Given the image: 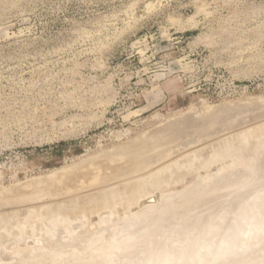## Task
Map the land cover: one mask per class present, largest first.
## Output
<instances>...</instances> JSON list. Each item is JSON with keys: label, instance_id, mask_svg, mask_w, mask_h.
Returning <instances> with one entry per match:
<instances>
[{"label": "rangeland", "instance_id": "374dc122", "mask_svg": "<svg viewBox=\"0 0 264 264\" xmlns=\"http://www.w3.org/2000/svg\"><path fill=\"white\" fill-rule=\"evenodd\" d=\"M263 102L264 0H0V264H57V258L60 264H141L136 257L118 258L127 247L124 232L135 227L139 235L201 207L186 223L190 231L199 223L194 237L208 232L229 246L253 223L262 228ZM169 119L191 128L180 138L177 126L184 124L170 125L179 137L156 153L172 156L158 154L162 159L132 178L117 176L114 168H130V154L173 136L164 128L154 136ZM200 127L220 129L212 134ZM228 138L235 143L220 146L231 152L227 156L218 147ZM118 147L125 158L116 155ZM195 151L198 160L191 159ZM251 158L245 168L220 175ZM194 159L197 169L188 164ZM178 160L182 166L173 165ZM169 161L181 167H172L179 174L191 167L177 176ZM161 168L172 181L165 173L163 184L127 208L115 201L84 219H68L69 225L59 219L57 212L71 201L115 187L123 191ZM95 176L105 184L100 179L89 188ZM61 178H69L62 191L55 189ZM17 217H36L46 226L8 228ZM27 247L38 257L22 258ZM245 254L224 262L264 264L263 250L250 259ZM161 256L159 264L171 262L169 254ZM191 261L213 264L202 256ZM174 262L182 264L181 258Z\"/></svg>", "mask_w": 264, "mask_h": 264}, {"label": "bare ground", "instance_id": "6f19581e", "mask_svg": "<svg viewBox=\"0 0 264 264\" xmlns=\"http://www.w3.org/2000/svg\"><path fill=\"white\" fill-rule=\"evenodd\" d=\"M263 99V98H262ZM257 100H259V99H257ZM261 100H259L258 102H259V104L262 102H260ZM264 103V102H263ZM262 103V104H263ZM258 104V103H257ZM251 105V104H250ZM213 109H215V108H213ZM217 111H218V109H217ZM214 112H216L215 110H214ZM213 112V114H211L212 116H210V115H208V116H210V117H213L214 116V113ZM211 113V111L209 112V114ZM220 113V112H219ZM216 115H217V113H216ZM206 116V115H205ZM208 116L206 117V118H208ZM189 117V116H188ZM187 116H186V119L184 120V123H186V120H187V118H188ZM217 117V116H216ZM182 119V118H181ZM190 119V118H189ZM209 119V118H208ZM183 120V119H182ZM182 120H180L179 121V123L180 124H184L183 122H182ZM168 121V120H167ZM169 121H170V119H169ZM178 120H176V122H177ZM194 121H196V120H194ZM173 122L175 123V121L173 120V121H170V122H168L167 124L165 123L164 124V126L162 125V127H161V125H160V127L161 128H159V129H157L156 131H154L153 133H154V136H156L155 134H158V132H160L161 130H163V128L166 130V131H168L169 129V131H171L172 129H174V128H170L171 126L170 125H175V124H178L179 125V123L177 122V123H175V124H173ZM191 123V122H193V120L191 121V120H188V122L187 123ZM195 123V122H194ZM191 125H192V123H191ZM184 127L182 128L181 127V125H179V126H177L178 128L177 129H179V130H181V133H178V135L180 136V135H184L185 133H187V131L188 130H190V129H188V130H186L185 129V124L183 125ZM187 126V125H186ZM167 127V128H166ZM169 127V128H168ZM174 127V126H173ZM179 127H181L182 129H184V130H182V129H180ZM201 128V127H200ZM217 128V127H216ZM222 129H224L223 127H221ZM176 129V128H175ZM174 129V130H175ZM202 129V132L204 133L205 131H207V133L209 132V131H211V133L212 134H214V133H216L217 132V129H220V127L219 128H217V129H214V127H213V130L214 131H212V129L210 130V129H207V128H205V130L203 131V129L204 128H201ZM201 129H199V128H197L194 132L195 133H197V134H199L198 132H200L201 131ZM226 129V128H225ZM174 130H172L171 132H173ZM183 131L185 132L184 134H183ZM198 131V132H197ZM222 131V130H221ZM163 132H165V131H163ZM190 132V131H189ZM194 132H192V135H194L195 136V133ZM218 132H220V130H218ZM161 133H162V131H161ZM160 133V134H161ZM203 133H202V136H199L201 139H202V137H203ZM207 133H206V135L204 136V137H211V136H207ZM210 133V135H212ZM151 134H152V132H151ZM200 134H201V132H200ZM199 134V135H200ZM216 134H218V133H216ZM159 135V134H158ZM171 135V136H170ZM170 138H168V137H166V139H168L167 141H166V139H164V137L161 139L162 141H160V142H158L157 143V145H154L153 146V148L152 147H147V149L146 150H143V154L142 153H138V154H130V158H131V160H130V162L128 163H126V164H130V165H128L130 168L126 171V166L125 167H123V166H119L118 168L116 167V168H114L113 170H115V169H117L116 171H117V176H119L120 178L121 177H130V178H132L131 176H133L134 174H138V173H140L141 174V172L142 171H144V170H150L151 168H152V164L154 163V162H158L159 161V159H162V157L164 158V157H169V155H168V153H170V152H168L167 151V155H166V153L164 154L163 152H160V154L159 153H156V152H158V150L160 149V150H166V149H164V147H165V145L167 146V144H170L171 142H172V140H175L176 139V137H179V136H177V131H174L173 132V136H172V133H170ZM186 135V134H185ZM184 135V136H185ZM209 135V134H208ZM175 137V138H174ZM196 137L198 138V135H196ZM180 138H181V136H180ZM200 138H199V140H200ZM233 140L232 141H235L234 140V138H235V136L234 137H231ZM184 139V138H183ZM193 140H195V139H193ZM225 140V139H224ZM231 140V139H230ZM229 140V138H228V140H226V141H224L223 142V144H219V147L218 148H221L220 146H222V148L223 149H225L226 147V145H228L226 142H228L229 143V146L231 147L235 142H232V141H230ZM166 141V142H165ZM168 141H171L170 143H168ZM142 142V141H141ZM152 142H153V140H152ZM164 142L166 143V144H164ZM220 142H222V140L220 141ZM230 142L232 143V145L230 144ZM138 143H139V141H138ZM154 143H156V142H154ZM219 143V142H218ZM217 143V144H218ZM226 143V144H225ZM216 143H214V145H215ZM216 144V145H217ZM225 145V146H224ZM128 146H130V145H128ZM180 146V145H179ZM182 146V145H181ZM218 146V145H217ZM123 147H125V146H123ZM127 147V146H126ZM210 147H212V145H210ZM210 147H207V148H210ZM165 148H167V147H165ZM207 148H205V149H207ZM220 149L219 151L221 152L223 149ZM229 147L227 146V149H228ZM210 149H212V148H210ZM226 149V150H227ZM230 149V148H229ZM117 154L116 155H118V157L120 156V155H125L124 154V152L125 151H123V148H120V147H118L117 148ZM168 150V149H167ZM172 149H169V151H171ZM177 150V149H176ZM203 150V152H204V154L206 155V158L209 160V158L207 157V155L209 154L208 152L209 151H211V150H206V151H204V149H202ZM202 150H201V152L200 151H198V156H199V152H200V157L197 159V158H195L196 156H197V152L195 151V153L194 152H192V153H194V154H196V155H194V156H192L193 154L191 153L190 155H191V159L192 158H195V159H197L198 160V162L200 161V158L202 157L203 158V152H202ZM135 151V150H134ZM214 151V150H213ZM219 151L218 150H216V146H215V155L219 158V156L221 155V153H219ZM225 150H223L222 151V154H223V152H224ZM129 152V151H128ZM153 152V153H152ZM155 152V153H154ZM172 152V151H171ZM208 153V154H206V153ZM216 152H217V154H216ZM114 153V152H113ZM161 153H162V157L160 158L159 156H158V154L161 156ZM184 153V152H183ZM211 153L213 154L212 156H213V158L212 157H210V159L212 158V162L213 161H215V160H213L214 159V157H215V155H214V153L211 151ZM227 154V156H228V154L229 153H231V152H229L228 153V151H225L224 152V154ZM147 154H154V156L153 157H151V158H149L148 157V155ZM223 154V155H224ZM107 155H109V154H107ZM115 155V156H116ZM122 155V157L123 158H125V156H123ZM165 155V156H164ZM170 155H171V153H170ZM204 155V156H205ZM230 155V154H229ZM111 156V155H110ZM129 156V155H128ZM149 156H151V155H149ZM172 156V155H171ZM183 156V155H182ZM189 157V156H188ZM221 157V156H220ZM223 157H225V156H223ZM222 157V159H224ZM190 158V157H189ZM205 158V157H204ZM217 158V159H218ZM109 159V158H108ZM185 159H188L187 157L185 158ZM195 159H194V161L193 160H191V161H189L188 162V164L191 162V166H192V168L194 167L193 165H195L196 163H194L195 162ZM206 159V160H207ZM220 159V158H219ZM218 159V160H219ZM126 160H128V159H126ZM205 160V161H206ZM221 160V159H220ZM123 161V160H122ZM182 161V160H181ZM180 161V163H181V165L180 164H178L179 163V160L178 161H175V163H173V165H175L176 163V165H179V166H182V162ZM185 161H187V160H185ZM184 160H183V164H184V162H185ZM167 162V161H166ZM170 162V161H169ZM172 162V161H171ZM170 162V163H171ZM192 162L194 163L193 165H192ZM197 162V161H196ZM201 162V161H200ZM203 162H204V160H203ZM208 164H210V162H208V161H206ZM217 161H215V163H216ZM186 163V162H185ZM207 163L205 164V162H204V164L205 165H207ZM214 163V162H213ZM122 164V163H121ZM166 164V163H165ZM187 163H186V165H188ZM198 164V163H197ZM203 164V163H202ZM203 164V166L202 167H205V165ZM168 165V164H167ZM171 165H172V163H171ZM171 166V169L169 168V167H165V168H163V170L164 169H167V168H169L170 169V171H171V173L173 172H175V173H177V174H179L178 172H176V170L177 171H179L180 169H181V167H180V169L178 170L177 169V166H176V168L174 167V166ZM186 165H183V166H186ZM189 165V166H190ZM164 166V165H163ZM170 166V165H169ZM189 166H188V168H187V166L186 167H183L182 168V172L184 171H186L187 169H189ZM190 166V167H191ZM199 166H200V164H199ZM209 166V165H208ZM149 167H151L150 169H149ZM162 167V166H161ZM172 167H174V168H172ZM197 167L198 166H196V167H194V169H197ZM110 168V167H109ZM185 168H187V169H185ZM192 168H190L191 170H190V172H194V170L192 171ZM169 169H167L168 171H169ZM199 169V168H198ZM161 170H162V168L160 169V172L159 171H157L156 173H153V174H150V173H152V171L151 172H149V174L145 177H143L142 179H144V181H140V182H138V180L137 179H135V181L137 180V182L136 183H132L130 186H124V188L123 189H125V190H123V191H119L118 189H119V187H115V188H113V189H111V190H109V189H106V190H109V191H106V190H104V191H101V192H96V193H93L92 192V194H86L85 196H82V197H79L78 199H76V200H73V201H71L72 203H70V205L69 206H67L66 208H64V209H60L58 212H57V214H59V219H63V217H65V218H67V220L64 218L63 220H65V222L67 221L68 222V219H71L72 221L74 220V219H77L78 218V220H79V218H80V220L81 219H84L83 217H87V215L89 214V213H94L95 214V212H98V211H100L101 209H103L104 207L105 208H107V207H109V205L110 206H112L113 204H115V201H118V202H120L122 205H124V206H126V208H127V206L128 205H130V204H132L131 202V200L133 199V200H136V198H138V196H139V198H141V196H143V195H149L150 193L149 192H151L152 190H155V189H157L156 188V186H159L160 184H163V182H164V179H166V178H162V175H164L165 173H166V170H165V172L163 173H161ZM115 171V172H116ZM124 171H125V173H124ZM168 171H167V173L166 174H168ZM113 172V174H115V172L114 171H112ZM111 172V173H112ZM159 172V175H160V173H161V175L159 176L157 173ZM180 172V171H179ZM181 172V173H182ZM189 171H187V173H190ZM75 173V172H74ZM110 173V174H111ZM145 173V172H144ZM171 173H169L168 175H166L167 176V179L165 180V181H167L169 178L171 179V177H172V174ZM174 173V174H175ZM179 174V175H177V176H180V175H185L186 173H184V174ZM113 174H111V175H113ZM171 174V175H170ZM173 174V176L175 177L176 175H174ZM116 175V174H115ZM114 175V176H115ZM145 175V174H144ZM159 177H158V176ZM77 176V175H76ZM75 176V177H76ZM113 176V178L115 179V177ZM165 175L163 176V177H166ZM171 176V177H170ZM98 177L99 176H95V178L93 177V179H92V181H90L89 183H90V186H89V188H91V186L92 185H98V183H100L101 181L102 182H104V180H102L101 178H99L98 179ZM142 177V176H141ZM161 177V178H160ZM73 178V177H72ZM106 178H107V176H106ZM112 178V179H113ZM120 178H118V179H120ZM139 178H140V176H139ZM173 178V177H172ZM65 179V178H64ZM67 179H69V178H67ZM67 179H65V180H67ZM80 179V178H79ZM100 179H101V181H100ZM116 179H117V177H116ZM160 179L162 180L161 182H160ZM169 179V180H170ZM61 180H62V178H61ZM65 180H62V181H60V180H58V181H60V182H56L57 184H56V186H55V189L57 188H59V187H63L64 188V186L63 185H65L66 183H67V181H65ZM77 180V179H76ZM130 180V179H129ZM168 180V181H169ZM174 180H175V178L173 179V182H174ZM176 180H177V178H176ZM175 180V181H176ZM184 180V179H183ZM105 181H108V179H106ZM111 181V180H110ZM114 181V180H113ZM132 180H130V182H131ZM170 181H172V180H170ZM66 182V183H65ZM109 182V181H108ZM65 183V184H64ZM172 183V182H171ZM92 184V185H91ZM102 184H105V182L104 183H102ZM101 184V185H102ZM167 184H169V183H167ZM166 183H164V185L166 186L167 185ZM110 185V184H109ZM123 185V184H122ZM66 186V185H65ZM88 186V185H87ZM87 186H84V187H87ZM93 187V186H92ZM153 187H155V189L153 188ZM162 187H164L163 185H162ZM62 188V190H64ZM80 188V187H79ZM159 188H161V186L159 187ZM82 189V188H81ZM152 189V190H151ZM59 190H61L60 188H59ZM61 190V191H62ZM75 190V189H74ZM18 191V190H17ZM68 191V190H67ZM70 191V190H69ZM80 191V190H79ZM109 192H111V194L110 195H112L111 197H109L108 196V193ZM70 193V192H69ZM71 193H73V192H71ZM148 193V194H147ZM40 194V193H39ZM75 194V193H74ZM152 194V193H151ZM72 195V194H71ZM145 196H144V198H142V199H145ZM24 197V196H23ZM26 197V196H25ZM109 197V198H108ZM149 197V196H148ZM7 199V198H6ZM5 199V200H6ZM14 199V198H13ZM165 199V198H164ZM16 200V199H15ZM3 201V200H2ZM7 201V200H6ZM137 202H138V199L136 200ZM134 202V201H133ZM136 203V202H135ZM142 203V202H141ZM112 204V205H111ZM133 205V204H132ZM131 205V206H132ZM135 205V204H134ZM69 207H71L72 209L71 210H69L68 208ZM130 207V206H129ZM116 210V209H115ZM44 211V210H43ZM49 212V211H48ZM41 214L42 215H47L48 216V214L49 213H47V212H41ZM130 214V213H129ZM61 216H63L62 218H61ZM90 216H91V214H90ZM14 218V217H13ZM6 219H8V218H6ZM24 219V218H23ZM23 219H19V217H17V218H15V219H10V220H12V225L9 227L8 226V228H11V227H17V228H20L22 231H24V232H28L29 230H34V229H37V228H44L45 226H46V223H45V221H42L41 219H37L36 217H33V218H27V219H25V220H23ZM10 220H8L9 221V223L11 222ZM70 220V221H71ZM114 221V220H113ZM89 222V221H88ZM115 222V221H114ZM253 224H255V223H253ZM68 225H69V222H68ZM67 226V225H66ZM65 226V227H66ZM115 226V225H114ZM83 227V226H82ZM250 232V230H247L246 231V233H249ZM9 233V232H8ZM248 234H244V237H246ZM30 246V245H29ZM30 248V247H29ZM263 251H264V249H263ZM22 254V253H21ZM163 254V253H162ZM38 255H39V253L37 254L36 253V251H33L32 249H28V247H27V249H25L24 250V252H23V256H22V258H25L26 257V259L27 260H29V259H35V257L37 258L38 257ZM163 256H161L160 255V257H158V259H156L155 261H152L151 263L152 264H159L160 262H161V258H162ZM203 258H205V260H211L212 258H211V256H205V257H203ZM227 258H229L228 260H233V261H235L236 259H232V258H230V257H227ZM179 258H177V256L175 257V260L177 261ZM225 259V258H224ZM174 260V261H175ZM226 260V259H225ZM224 260V261H225ZM139 260H136V262H134V263H136L137 264V262H138ZM195 261V260H194ZM226 262V261H225ZM224 262V264H226ZM139 263V262H138ZM203 263H204V260H203ZM142 264V263H141ZM186 264H195V263H193L192 261H191V259H189V260H187L186 261ZM213 264H214V261H213Z\"/></svg>", "mask_w": 264, "mask_h": 264}, {"label": "water", "instance_id": "95a60500", "mask_svg": "<svg viewBox=\"0 0 264 264\" xmlns=\"http://www.w3.org/2000/svg\"><path fill=\"white\" fill-rule=\"evenodd\" d=\"M253 161L254 158H251L248 160V163L236 164L232 168H227L222 171L220 175L227 174L230 171L237 170L239 168L243 169L245 166H248L249 162L251 164ZM160 198L161 194L158 193L157 197L151 201L156 203ZM209 208L206 207V209L210 212L217 209V207H213L212 209ZM202 209H204V207L194 209L191 213H189L188 210L181 211L179 217L174 220V222L166 220L163 224H155L151 228L145 227V231L142 229L144 232L139 235H134L135 233L133 231H135V227L129 230V234H127L129 231L124 232V238L121 242H125L127 247L123 254H120L118 258L135 259L136 257L142 260L141 263H146L155 261L158 257H160V255H162V253H167L170 256L171 262H167L166 260V264H175L174 258L176 256L179 258V261L181 258L182 264L189 259H196L201 256H211L214 264H222L224 263V258H226V260L229 259L227 257L237 259L246 253L244 256H246L247 259H250L253 255L258 254L264 249V231L262 230L264 225L260 228L259 223L251 226L250 232L246 237L236 239L235 241L229 243V246L226 245L225 238L210 236V234H207L208 232L202 233L198 238L194 237L196 234L194 231L197 232L195 229L197 225L192 228L193 231H190L187 229L186 223L188 221L189 214L199 217V213ZM188 227L190 226L188 225ZM199 227L198 223L197 229H200ZM217 230L218 229L215 228L212 232L215 233ZM147 231L151 232V234L149 237H144ZM132 233L134 237L131 239L128 238V236ZM57 259V264L62 263V259Z\"/></svg>", "mask_w": 264, "mask_h": 264}]
</instances>
